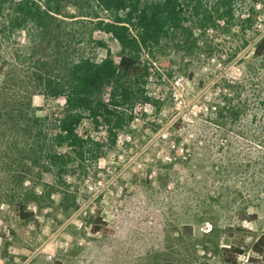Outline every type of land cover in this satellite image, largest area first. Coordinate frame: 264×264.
Returning a JSON list of instances; mask_svg holds the SVG:
<instances>
[{
  "label": "rangeland",
  "instance_id": "1",
  "mask_svg": "<svg viewBox=\"0 0 264 264\" xmlns=\"http://www.w3.org/2000/svg\"><path fill=\"white\" fill-rule=\"evenodd\" d=\"M232 1L202 0L183 31L143 48L148 99L126 106L132 120L114 143L85 121L93 150L66 166L47 156L69 150L55 144L65 99L48 82H66L76 60L108 48L119 61V42L93 30L111 15L97 0H67L43 30H12L4 6L1 101L48 123L42 134L0 135V264H229L230 247L244 251L234 264H264L253 250L264 233V59L254 52L264 0ZM236 90L243 116L218 124L206 107ZM20 203L32 218L19 216ZM97 218L115 234L93 233Z\"/></svg>",
  "mask_w": 264,
  "mask_h": 264
},
{
  "label": "trees",
  "instance_id": "2",
  "mask_svg": "<svg viewBox=\"0 0 264 264\" xmlns=\"http://www.w3.org/2000/svg\"><path fill=\"white\" fill-rule=\"evenodd\" d=\"M67 0H0V12L7 4L10 9V25L12 30H25L28 26L41 31L51 23L55 14H63V4ZM202 0H97L98 5L111 15L110 19L95 21L93 30L111 34L120 44V59L117 62L111 50L98 60L96 56H81L70 67L66 82H54L51 79L48 87L55 96H63L65 103L61 106L55 118V144L69 150H49L47 156L56 164L67 165L73 159L83 160L91 152L93 140L89 133L80 132L84 122L88 121L95 128L106 130L107 137L114 143L121 129L130 123L132 115L124 110L138 100L148 99L145 94V84L151 75V67L142 61L143 48H153L160 45L172 34L185 29L190 9L197 10L196 5ZM234 0V7L236 6ZM229 5L231 8V3ZM223 14H231L227 7ZM99 17L98 15H96ZM209 16L207 19H212ZM251 22V18L247 19ZM92 35V31H90ZM99 46H105L103 41H97ZM255 55L264 59V35L256 44ZM0 70V75L2 74ZM192 75V74H191ZM0 90V135L6 134V129H37L42 134L47 129L48 117L30 115L23 108H11L1 97ZM6 95V94H5ZM223 106H218V124H224L231 119L233 122L243 116L241 107L242 94L236 90L233 95L225 96ZM31 106V104H30ZM13 117V123L6 119ZM48 123V122H47ZM231 130V129H230ZM233 130V129H232ZM87 132V131H86ZM242 132L243 136L245 133ZM262 133V132H261ZM224 135H227L226 133ZM223 137V136H222ZM255 139L257 140V136ZM230 144H233L229 141ZM228 143V144H229ZM99 144V143H95ZM18 214L22 219H30L34 213L26 210L20 203ZM93 233L113 235L115 231L101 219H95ZM256 254L264 256V233L253 244ZM239 247L223 248L222 254L229 264L236 262L237 255L243 254Z\"/></svg>",
  "mask_w": 264,
  "mask_h": 264
},
{
  "label": "built area",
  "instance_id": "3",
  "mask_svg": "<svg viewBox=\"0 0 264 264\" xmlns=\"http://www.w3.org/2000/svg\"><path fill=\"white\" fill-rule=\"evenodd\" d=\"M177 83H178V84H181V81L178 80ZM210 106H211V107L207 106L206 108H207V109H211V110H217V109H218V106H217V105H210ZM186 150L188 151L189 149H186Z\"/></svg>",
  "mask_w": 264,
  "mask_h": 264
}]
</instances>
